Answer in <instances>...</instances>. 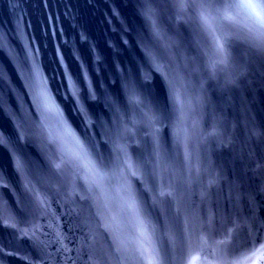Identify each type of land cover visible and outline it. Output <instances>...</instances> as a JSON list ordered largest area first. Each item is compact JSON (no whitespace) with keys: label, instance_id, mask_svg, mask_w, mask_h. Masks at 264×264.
Instances as JSON below:
<instances>
[{"label":"water","instance_id":"95a60500","mask_svg":"<svg viewBox=\"0 0 264 264\" xmlns=\"http://www.w3.org/2000/svg\"><path fill=\"white\" fill-rule=\"evenodd\" d=\"M248 2L251 12L264 20V0ZM186 3V12L178 19L177 0H0V246L5 253H15L4 257L2 264H25L21 257L44 264L40 245L45 246L49 264H58V259L67 264L69 256L77 259L83 240L77 231L82 206L74 188L67 194L62 190L44 209L25 192V172L17 170L18 161L35 171L50 155V140L69 156L89 138L107 147L103 133L114 119L109 101L127 110L129 82L170 123L176 110L169 82L180 88L186 76L198 83L214 41L232 30L242 37L252 23L243 12L231 13V22L220 18L218 10L232 0ZM148 8L154 10L152 19L162 36L178 41L171 53L154 34ZM145 46L169 66L166 73L153 65ZM226 46L232 60L247 64L251 74L227 95L210 89L213 106L223 113L222 124L228 129L220 140L223 147L194 151L187 164L174 155L177 168L191 174L187 186L182 184L177 191L182 213L173 220L175 256L181 264H190L193 249H198L197 264H223L216 244L226 231L237 245L249 249L253 241L264 240L259 231L264 219V137L252 136L253 129L264 132V57L252 54L244 40L229 38ZM187 118L194 122L197 115L189 113ZM161 142L173 148V128L166 135L161 131ZM147 150L145 145L138 154ZM42 195L47 198L43 190ZM29 208L32 211H25ZM101 212L125 246L145 253L143 260L130 255L122 264H161L165 244L153 234L155 214L149 222L143 215L128 214L118 201ZM168 214L174 216L170 209ZM213 214L215 236L200 231L201 217ZM185 217L187 238L181 235ZM91 223L95 227L97 222ZM95 237L97 250L107 249L110 237L99 230ZM243 250L238 247L233 254ZM111 264L121 261L113 256Z\"/></svg>","mask_w":264,"mask_h":264},{"label":"snow or ice","instance_id":"6c2138e0","mask_svg":"<svg viewBox=\"0 0 264 264\" xmlns=\"http://www.w3.org/2000/svg\"><path fill=\"white\" fill-rule=\"evenodd\" d=\"M177 4L180 5L177 8L179 19L186 12L187 3L186 0H177ZM252 7L248 0H232L230 5L218 10L220 18L225 22L233 20L231 13L243 12L252 23L242 37L239 32L232 30L225 33L221 40L214 41L212 55L205 58L204 75L198 83L186 76L180 88L169 82L176 110V117L170 123L146 96L139 93L135 84L129 82L126 88L127 110L109 101L113 106L114 119L103 133V142L107 147L102 148L100 142L89 138L87 142L79 143L76 154L69 156L55 141L50 140V155L43 157L40 167L35 171L23 160L18 161L17 170L24 169L25 172L22 177L24 190L35 197V203L40 207L47 209L50 200L59 198L62 190L65 194L69 188L76 191L82 206L77 213V231H81L83 240L77 259L69 256L67 264H111L113 256L121 264L130 255L139 260L145 259L144 252L130 250L122 243L119 235L111 232L110 225L104 222L101 210L106 211L107 205L112 201H118L128 214L137 217L143 215L149 222L155 214L153 234L165 244L160 251L161 264H181L175 256L178 249L175 247L177 233L173 228V220L179 219L182 213L177 191L182 184L187 186L191 174L186 175L183 167L177 168L174 155L182 158L183 164H187L194 151L211 152L215 147H223L220 140L228 131L222 124L225 117L222 112L216 111L209 93L211 89L227 95L241 87L251 74L247 64H237L232 60L226 46L229 38L244 40L250 46L252 54L264 57V20L258 19L251 12ZM146 15L152 20L154 34L171 53L178 47V41L162 36L159 25L152 19V8L146 9ZM145 48L153 65L166 73L169 66L161 62L146 46ZM195 71L200 72L199 66H196ZM189 113H196L197 119L194 122L187 118ZM169 127L174 129L173 148H165L161 142V131L166 135ZM252 136L264 137V132L253 129ZM145 145H148V150L141 156L138 151ZM42 190L47 198L42 195ZM169 209L174 214L172 218L168 214ZM249 209L255 224V209L251 201ZM93 219L97 222L95 227L91 223ZM214 222L215 214L210 218L201 217L200 231L218 235L213 231ZM183 223L181 235L187 238L189 219L185 217ZM97 230L110 237L107 249L97 250ZM259 231L264 232V219L260 220ZM257 242L260 244L259 248L256 247ZM245 246L237 245L231 231H226L217 241L216 250L223 264H264V240L253 241L250 249ZM39 247L44 253L41 259L44 264H49L44 259L47 255L44 252L45 246ZM238 247H244V250L239 255H234V249ZM196 251L198 249L192 250L190 264H197L194 258ZM13 255L15 253H5L0 246V264L4 257ZM21 259H25V264H34L31 258ZM58 264L64 262L58 259Z\"/></svg>","mask_w":264,"mask_h":264}]
</instances>
